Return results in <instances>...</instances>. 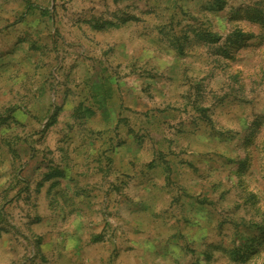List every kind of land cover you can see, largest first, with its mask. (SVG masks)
Segmentation results:
<instances>
[{"label":"rangeland","instance_id":"obj_1","mask_svg":"<svg viewBox=\"0 0 264 264\" xmlns=\"http://www.w3.org/2000/svg\"><path fill=\"white\" fill-rule=\"evenodd\" d=\"M0 251L264 264V0H0Z\"/></svg>","mask_w":264,"mask_h":264},{"label":"crops","instance_id":"obj_2","mask_svg":"<svg viewBox=\"0 0 264 264\" xmlns=\"http://www.w3.org/2000/svg\"><path fill=\"white\" fill-rule=\"evenodd\" d=\"M116 139H117V136L113 133H110V134L101 135L100 139L97 141L100 145L102 144L104 145L106 140H108L109 142H113ZM132 142H133V136L130 133H125L124 142L120 141V143L113 144L111 146L107 144V145H104V147H101V146L95 147L93 148L94 150L90 149L91 155L99 159V162L95 160L88 162V166H90L92 173L94 175L100 174L101 171L105 172L106 170H108L109 173L111 172L120 173V174L124 173L126 175L125 182L127 181L130 183H141L143 178L135 175L137 173H141L140 172L142 171L141 164L139 163L138 165L134 166V160H133L138 150L128 147L133 144ZM133 169H140V171L134 172ZM132 175H134V177ZM127 176H132V177H127ZM155 176H157V172L155 173V172L150 171V176L145 178V181L148 180V181H151V183H158V181L161 180L160 183L163 182L162 179L160 178L157 179V177ZM92 180L98 181L100 180V177L99 178L93 177ZM7 247L8 246L4 245L3 250L5 253L8 250ZM76 247L77 245H75V248ZM0 264H3V262L0 261ZM60 264H75V263L68 260Z\"/></svg>","mask_w":264,"mask_h":264}]
</instances>
